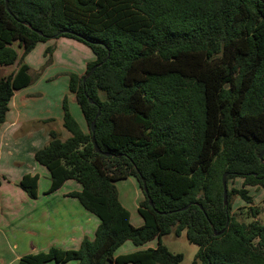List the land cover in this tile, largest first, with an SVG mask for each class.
<instances>
[{
	"label": "trees",
	"instance_id": "1",
	"mask_svg": "<svg viewBox=\"0 0 264 264\" xmlns=\"http://www.w3.org/2000/svg\"><path fill=\"white\" fill-rule=\"evenodd\" d=\"M61 36L87 44L96 57L84 75L69 74L88 131L65 96L71 136L51 130L34 158L50 172L47 193L77 180L82 189L71 195L100 223L78 249L51 247L17 264H181L183 253L162 239L183 231L198 246L191 264H264V222L248 189L264 187V0H0V66L16 65L0 73V126L14 93L33 82L24 58ZM99 108L101 152L91 130ZM130 176L145 195L141 226L118 197L116 182ZM39 178L27 173L19 181L30 198ZM237 178L241 186L230 187ZM236 196L248 203L240 210L249 221L233 211ZM154 239L155 248L115 256L126 241Z\"/></svg>",
	"mask_w": 264,
	"mask_h": 264
},
{
	"label": "crops",
	"instance_id": "2",
	"mask_svg": "<svg viewBox=\"0 0 264 264\" xmlns=\"http://www.w3.org/2000/svg\"><path fill=\"white\" fill-rule=\"evenodd\" d=\"M31 53L26 56V60ZM15 68L16 65L3 74ZM52 79L50 77L49 80ZM49 83L53 85L54 81ZM34 85L14 93L5 122L0 126V176L6 178L0 185V264H17L22 256L47 251L51 247L78 249L83 239L94 238L100 223L94 213L87 210L76 196L71 195V192L82 189L77 180L69 179L57 190L47 193L51 185L50 172L35 160L34 154L48 143L51 130H57L62 140L71 134L63 126V94L56 92L55 85L50 93L44 90L40 92ZM66 95L69 96L67 100L71 113L85 130L86 121L80 106H77L75 94ZM36 97L42 99V105L30 109L31 101ZM27 173L39 174L37 198H30L19 186L20 179ZM127 185L132 188L128 189ZM116 187L119 200L130 212L131 223L141 226L144 221L138 207L145 195L138 180L130 176L117 181ZM255 202L254 199L257 205L258 202ZM157 243L158 240L154 239L137 246L126 241L115 251V256L148 247L155 248ZM76 262L50 261L46 264Z\"/></svg>",
	"mask_w": 264,
	"mask_h": 264
},
{
	"label": "rangeland",
	"instance_id": "3",
	"mask_svg": "<svg viewBox=\"0 0 264 264\" xmlns=\"http://www.w3.org/2000/svg\"><path fill=\"white\" fill-rule=\"evenodd\" d=\"M48 47H51L52 52L46 53ZM18 51L22 54L20 49ZM31 52L27 60L26 57L24 58V61L30 63V73L33 77L32 85L35 84L36 90L49 91V93L52 86L55 85L56 92H61V94H63V99L65 96L67 97L66 93L69 95L72 94L68 89V82H70L69 74L73 72L78 75H84L86 71V62L96 58L94 52L87 44L66 36L39 42ZM13 66L14 65L0 66V73L3 74L5 71L12 69ZM50 77L54 79L49 80ZM51 81H54L53 85L49 83ZM68 98L69 96L67 99ZM31 104L32 105L29 107L30 109H34L37 105L38 108H40L39 105H42V99L36 97L31 101ZM77 106L79 105L77 104ZM85 131H88L87 124L85 125ZM241 184L242 179L237 178L231 180L229 186L240 187ZM120 186L122 187L123 184ZM127 188L130 189L132 187L127 185ZM248 189L250 190L249 194L255 199V203L258 202L257 206L261 210L259 217L260 220L264 222V189L261 187H248ZM140 192L142 197L143 193L142 191ZM246 205H248V203L241 197L236 196L233 198V211L241 221L250 220V218H247L246 209L243 208V210H240V208ZM162 240L171 251L183 253L184 258L181 264L192 263L198 251V246L188 241L185 231L178 237L173 233L168 234L164 236Z\"/></svg>",
	"mask_w": 264,
	"mask_h": 264
},
{
	"label": "water",
	"instance_id": "4",
	"mask_svg": "<svg viewBox=\"0 0 264 264\" xmlns=\"http://www.w3.org/2000/svg\"><path fill=\"white\" fill-rule=\"evenodd\" d=\"M106 60H107V59H105L104 61H106ZM100 65H101V63H98V64H96L95 66H93V67L91 68V70H90V71H89V72L83 77V81H85L88 77H90V76L94 73V71L96 70V68H97L98 66H100ZM89 100H90V102H93V100H92L91 98H90ZM99 114H100V108H99V111H98V113H97L95 119H94L93 122L91 123V130H92V133H93L92 141H93V144H94V146H95V150H96L97 152H101L100 148L98 147V145H97V143H96V139H95V135H94V133H95V128H96V119H97V117L99 116ZM106 155H109V154L106 153ZM259 157H260L261 160H264V150L260 153ZM226 177H227V173H225V174L223 175L222 181H223V188H224V202H225V204H228V187H227V183H226ZM142 180H143V188H144V191L147 192V185H146V182H145L144 179H142ZM149 202H150L151 205H153L152 199H151L150 197H149ZM185 208H186V207H184L183 209H185ZM216 234H218V233H216ZM105 264H112V261H111V260H107V261L105 262Z\"/></svg>",
	"mask_w": 264,
	"mask_h": 264
}]
</instances>
